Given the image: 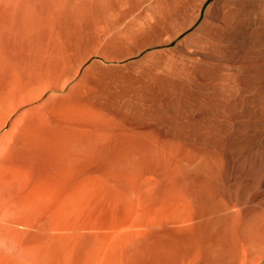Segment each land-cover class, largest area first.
I'll return each mask as SVG.
<instances>
[{"label":"bare ground","instance_id":"6f19581e","mask_svg":"<svg viewBox=\"0 0 264 264\" xmlns=\"http://www.w3.org/2000/svg\"><path fill=\"white\" fill-rule=\"evenodd\" d=\"M0 0V264H264V0Z\"/></svg>","mask_w":264,"mask_h":264},{"label":"rangeland","instance_id":"374dc122","mask_svg":"<svg viewBox=\"0 0 264 264\" xmlns=\"http://www.w3.org/2000/svg\"><path fill=\"white\" fill-rule=\"evenodd\" d=\"M213 0H206L205 2H207V3H211Z\"/></svg>","mask_w":264,"mask_h":264}]
</instances>
